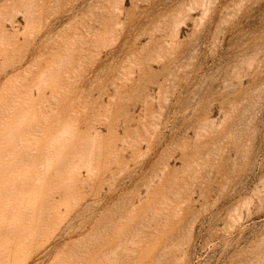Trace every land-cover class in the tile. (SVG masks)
I'll list each match as a JSON object with an SVG mask.
<instances>
[{
	"label": "rangeland",
	"instance_id": "obj_1",
	"mask_svg": "<svg viewBox=\"0 0 264 264\" xmlns=\"http://www.w3.org/2000/svg\"><path fill=\"white\" fill-rule=\"evenodd\" d=\"M7 239L11 264H264V0H0Z\"/></svg>",
	"mask_w": 264,
	"mask_h": 264
},
{
	"label": "bare ground",
	"instance_id": "obj_2",
	"mask_svg": "<svg viewBox=\"0 0 264 264\" xmlns=\"http://www.w3.org/2000/svg\"><path fill=\"white\" fill-rule=\"evenodd\" d=\"M5 239H6V237H5ZM25 240H27V239L25 238ZM23 246H24V244H23V241L21 239L16 240V243H13V242L10 243V242H8V239L4 240L3 242L0 241V250H1V252H0V264H11L12 262L10 261V258H13V261L16 262V259H18L20 257V255H22L21 251H22Z\"/></svg>",
	"mask_w": 264,
	"mask_h": 264
}]
</instances>
